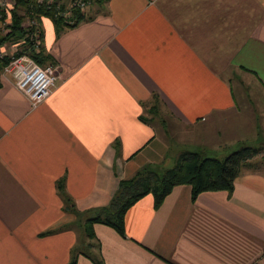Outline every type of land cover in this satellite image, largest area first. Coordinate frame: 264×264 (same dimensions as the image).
I'll list each match as a JSON object with an SVG mask.
<instances>
[{
    "label": "crops",
    "instance_id": "1",
    "mask_svg": "<svg viewBox=\"0 0 264 264\" xmlns=\"http://www.w3.org/2000/svg\"><path fill=\"white\" fill-rule=\"evenodd\" d=\"M88 5L90 15L59 32L40 18L41 52L58 75L42 103L31 109L0 76V264H257L264 166L252 159L230 195L191 202L190 187L175 186L157 209L142 197L124 214V237L93 224L86 238L59 193L77 212L106 206L119 180L163 160L165 135L221 158L255 141L264 0ZM9 46L17 51L6 43L0 52Z\"/></svg>",
    "mask_w": 264,
    "mask_h": 264
},
{
    "label": "trees",
    "instance_id": "2",
    "mask_svg": "<svg viewBox=\"0 0 264 264\" xmlns=\"http://www.w3.org/2000/svg\"><path fill=\"white\" fill-rule=\"evenodd\" d=\"M9 6L0 8V22L5 33L0 35V44H10L17 47L12 56L28 55L38 65L43 66L49 60L42 55L41 46L33 49L31 41L25 38L28 28L23 26L26 20L40 18L49 19L56 32L75 27L85 19L84 13L73 6L67 7L72 0H9ZM106 0H85L89 3H102ZM6 11V12H5ZM69 16H62L63 12ZM5 13L8 23H3ZM1 34V30H0ZM41 40V30H40ZM10 61L9 56L0 58V70ZM259 147L241 146L225 155L223 158L204 157L194 152L184 151L178 154L174 165L157 174L155 171L141 167L128 179H121L106 206L92 211L77 212L72 202L60 191L64 202L63 210L70 212L82 221V232L86 238H92L91 226L101 224L112 229L118 236L124 237L123 217L129 207L146 195L152 198V208L157 209L163 199L175 186L187 185L190 187V201L204 192L225 191L231 194L233 181L241 168L248 166L249 161L260 154ZM94 264H102L101 260L89 258ZM68 264H74L71 260Z\"/></svg>",
    "mask_w": 264,
    "mask_h": 264
},
{
    "label": "built area",
    "instance_id": "3",
    "mask_svg": "<svg viewBox=\"0 0 264 264\" xmlns=\"http://www.w3.org/2000/svg\"><path fill=\"white\" fill-rule=\"evenodd\" d=\"M9 0H0V7L9 6ZM85 0H72L67 7L73 6L80 12L87 7ZM84 13V12H83ZM62 16L68 17L69 12H63ZM23 26L28 28V33L25 35L33 45L35 51L40 46V27L35 20H26ZM17 52L16 50L13 54ZM4 54L0 53V58ZM10 61L4 65L0 70V76L6 77L10 80L12 86L28 101L31 109L42 103L49 97L53 91L58 79L57 67L53 64H46L44 66L38 65L28 55H20L13 57L9 56ZM257 264H264V253L257 260Z\"/></svg>",
    "mask_w": 264,
    "mask_h": 264
},
{
    "label": "rangeland",
    "instance_id": "4",
    "mask_svg": "<svg viewBox=\"0 0 264 264\" xmlns=\"http://www.w3.org/2000/svg\"><path fill=\"white\" fill-rule=\"evenodd\" d=\"M89 4H92V3H89ZM88 6L89 5H87V7L83 9V12H85L86 15H90V13L87 12L89 10ZM14 50H15L14 47L9 46L7 48V50H4L3 53H5L6 56H11V55H13ZM3 53H1V54H3ZM178 132H180V131H177V133ZM177 133H176V136H177ZM181 135H182V133L179 136L181 137ZM165 136H166V139H167V149H166V153H165V155L163 157V160H161V162H158V163H155V164H146V165H144V166H147L146 167L147 169L155 171L157 174H159L160 172H163L164 170H167V169L171 168L174 165L175 160H176V158H177L179 153L184 152L185 150H191L188 147H186V144L184 142L178 143L175 140H173L172 137L167 136V135H165ZM263 136H264V127H263V132L262 133L261 132L257 133V139L255 141H251V142L248 143V145H245V146H253V147L261 148L260 149V154L252 158V160L250 162L251 163V167L262 168L264 166V162H262V161H264V146L261 145V142L264 140ZM180 137H178V138H180ZM233 150H235V149H233ZM201 156H204V157H210L211 156V157H215V158H220L221 159V157L219 155H212V154L210 155V154H207V153L204 154V155H201ZM263 169H264V167H263ZM82 219H84V217H80L79 218L80 221H82ZM77 221L78 220L76 219L75 223Z\"/></svg>",
    "mask_w": 264,
    "mask_h": 264
},
{
    "label": "water",
    "instance_id": "5",
    "mask_svg": "<svg viewBox=\"0 0 264 264\" xmlns=\"http://www.w3.org/2000/svg\"><path fill=\"white\" fill-rule=\"evenodd\" d=\"M261 145L264 146V140L261 142Z\"/></svg>",
    "mask_w": 264,
    "mask_h": 264
}]
</instances>
